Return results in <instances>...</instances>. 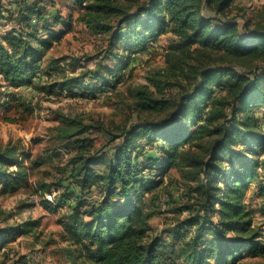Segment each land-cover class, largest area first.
Returning <instances> with one entry per match:
<instances>
[{
    "label": "trees",
    "instance_id": "obj_1",
    "mask_svg": "<svg viewBox=\"0 0 264 264\" xmlns=\"http://www.w3.org/2000/svg\"><path fill=\"white\" fill-rule=\"evenodd\" d=\"M233 1L71 0L81 9L79 21L95 34L108 35L123 53L109 50L118 62L101 66L107 73L98 72L100 89L120 81L131 55L147 50L162 35L173 37L165 66L130 89L133 110L160 118L119 126L109 138L119 142L97 147L90 136L94 125L58 115L55 137L71 150L67 177L74 201L61 221L71 262L81 257L89 264H246V258L264 259V30L245 24L242 29L228 18L225 11ZM208 8L214 14H206ZM17 9L22 28L0 35V75L10 85L30 86L47 51L70 24L58 15L48 22L37 2ZM5 11L0 0V23ZM57 23L63 28L54 30ZM246 61L252 66L241 70ZM81 84L69 78L49 89L78 87L86 93ZM174 85L180 87L178 95H166ZM149 149L152 153H146ZM26 157L15 144H0L1 195L25 189L31 169ZM173 170L185 187L176 212L185 215L164 229L163 238L151 233L156 196L148 195ZM252 184L260 199L256 210L245 201ZM67 199L64 194L56 204L42 203L54 211ZM256 213L262 218L258 225ZM37 225L27 220L0 228V249Z\"/></svg>",
    "mask_w": 264,
    "mask_h": 264
},
{
    "label": "rangeland",
    "instance_id": "obj_2",
    "mask_svg": "<svg viewBox=\"0 0 264 264\" xmlns=\"http://www.w3.org/2000/svg\"><path fill=\"white\" fill-rule=\"evenodd\" d=\"M31 2H37L44 8L48 22H53V17L58 15L70 27L47 51L32 85H10L0 75V144L11 142L26 152L25 162L31 167L25 189L12 195L0 194V228L16 226L27 220L38 221L30 233L16 236L0 249V264H89L83 257L74 262L69 260V245L63 236L61 221L69 213V204L74 197L67 177L71 150L55 137L58 115L77 117L94 125L90 136L97 147L119 142V139H109L110 134L118 133L119 126H128L142 118H160L161 114H138L133 110L130 89L147 83V76L165 66L164 55L173 37L162 35L147 50L131 55V63L120 70V81L113 87L100 89L98 72L107 73L101 66L114 67L118 62L109 50L117 55L123 53L111 43L108 35L95 34L79 21L81 9L71 0H4L6 18L0 23V35L12 28H22L17 24V8L22 3ZM225 12L242 29L245 24L249 29L259 25L262 26L260 30H264V0H235ZM206 14L214 13L208 8ZM52 27L54 30L63 28L61 23ZM39 35L45 36L42 31ZM252 64L246 61L240 69L248 71ZM69 78H77L86 93L78 87H72V91L53 87L50 91V84ZM183 82L187 84L185 80ZM179 91V86H170L166 95L175 97ZM146 153H152V150ZM33 162H36L35 166ZM177 176L176 171H171L164 177L163 184L148 195V199L156 196L157 212L150 220L153 235L165 238L164 229L185 215L176 212L185 196V187ZM47 188L49 191H45ZM46 194H51L55 202L64 194L69 199L50 211L42 203ZM245 201L251 209H258L260 199L254 184ZM261 221L256 213L254 223L258 225ZM245 263L264 264V259L246 258Z\"/></svg>",
    "mask_w": 264,
    "mask_h": 264
},
{
    "label": "built area",
    "instance_id": "obj_3",
    "mask_svg": "<svg viewBox=\"0 0 264 264\" xmlns=\"http://www.w3.org/2000/svg\"><path fill=\"white\" fill-rule=\"evenodd\" d=\"M45 199L50 201L51 203L55 204L56 202L54 201V198L51 194H46Z\"/></svg>",
    "mask_w": 264,
    "mask_h": 264
}]
</instances>
